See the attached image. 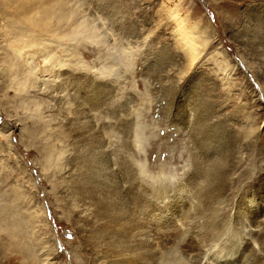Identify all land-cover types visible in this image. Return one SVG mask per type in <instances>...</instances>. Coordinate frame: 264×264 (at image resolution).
<instances>
[{
    "label": "rangeland",
    "instance_id": "1",
    "mask_svg": "<svg viewBox=\"0 0 264 264\" xmlns=\"http://www.w3.org/2000/svg\"><path fill=\"white\" fill-rule=\"evenodd\" d=\"M263 85L264 0H0V264H156L180 207L166 254L264 234Z\"/></svg>",
    "mask_w": 264,
    "mask_h": 264
},
{
    "label": "bare ground",
    "instance_id": "2",
    "mask_svg": "<svg viewBox=\"0 0 264 264\" xmlns=\"http://www.w3.org/2000/svg\"><path fill=\"white\" fill-rule=\"evenodd\" d=\"M65 25H67L65 27L66 29H71L72 33H74V34L77 33V31H78L77 27L78 26L76 27L75 24H73V23H70V24L67 23ZM68 33H70V32H68ZM46 37L47 36H45V38ZM45 38H44V41H45ZM51 38H52V36H51ZM50 41H52V40H50ZM44 43H46V42H44ZM44 43H43V45H44ZM41 44H42V42H41ZM61 45H62V43L60 44V47H61ZM55 49H58V48L54 47V50ZM227 61H225V63L224 62L223 63L228 65V63H226ZM224 64L221 65V63H220L221 66H223ZM249 64H253V63H249ZM226 65H225V67L228 68V66H226ZM252 66L253 65H251L250 67H252ZM263 87H264V85H263ZM22 139L24 140L25 138L22 137ZM57 142H58L57 139H54V142H50L51 145L46 146L47 150L45 152V156H43L42 161H40V162L37 161L39 166H40V168H41V170L43 171V173L46 172L47 175L48 174H52V175L55 174V171L57 170L56 168L58 167L59 163L61 162L60 160H61L62 154H65L62 151L63 150V146L60 145V144H57ZM24 144H26V143H24ZM100 168L102 169L104 167L100 164ZM58 171H60V169ZM137 172L140 175H144V172H145L144 167H141L140 169H138ZM45 177H47V176H45ZM111 209L115 210L114 207H112ZM189 211H190V207H188V210H187L186 215H185V209L183 207H180L175 213H164V214H162L160 216H158L156 214H153V213L151 214L150 213L151 211H149V213L146 211L147 212V216H145L143 218L142 225H140V226H137L136 224L134 225V229L133 230L136 233L141 234L143 236V238L147 241V243L150 245V247H151L150 248V252L155 257L156 264H174V263L177 264V261H183L184 264H264V234L260 230H259V232L254 230V233H253L254 236L253 237L252 236L250 237V236L246 235L244 237V240H242L243 237L240 238V239L238 238V235H239L238 231L240 229L237 228L238 231H234V230H236L235 226H234V229L232 228L233 229V231H232L231 230V226H229L230 224H226L225 225L224 222H223L224 225H223V223H222V225L230 233L228 231H227V233H225L226 231L223 230V228H224L223 227L221 229H222L223 232L224 231L225 232L222 233V231H221V234L219 232L217 236L215 235L216 238H217V241H219V243H218L219 245H217V244L216 245L220 249H216V247H214V249H211V251H210V250H207L203 246V244L201 243L202 245L198 244L197 248H187V249H184L183 251H181V253L179 251L175 250V248H174V249H172L173 252L170 251L172 253L168 252L166 254L165 251H164V248L160 246V242L158 241L159 237L167 238L168 233L173 230L172 228L179 229L178 231H180L181 230L180 228H183L184 225L187 224L186 222H188ZM190 215H192V213ZM203 219H205V218H203ZM212 219L213 218H211L210 220H212ZM203 221L204 220H202V222ZM200 222H201V219H200ZM214 222H215V225H216L217 224L216 221H214ZM225 222L228 223L227 220ZM211 223H210V225H212ZM202 224H205V223H202ZM202 224H201V226H202ZM220 224L218 223V226H221ZM238 224H240V223H238ZM254 224L256 225V223H254ZM34 225H35V227H38L37 222H35ZM252 225H253V223H252ZM206 226L207 225L205 224V227L202 226L201 228H203V230H204V228H206ZM208 226H209V223H208ZM199 227H200V225H199ZM216 227H217V225H216ZM217 228L219 229V227H217ZM213 230H216V229H213ZM217 232H218V230H217ZM224 234H226V235L229 234V237H225ZM241 234H242V232H241ZM195 236H196V234H195ZM205 236L207 238V235H205ZM206 238L204 237V239H206ZM252 238H254V240H256L257 245H255V243L252 244V241H254ZM217 241H216V243H217ZM199 243H200V241H199ZM195 244H197V242ZM42 246H43L42 247L43 252L46 253V251H47L46 248L47 247L44 244ZM214 246H215V244H214ZM211 248H213V247H211ZM178 264H179V262H178Z\"/></svg>",
    "mask_w": 264,
    "mask_h": 264
}]
</instances>
